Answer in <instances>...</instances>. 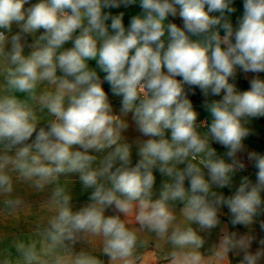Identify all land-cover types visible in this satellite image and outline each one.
Wrapping results in <instances>:
<instances>
[{
	"label": "clouds",
	"instance_id": "obj_1",
	"mask_svg": "<svg viewBox=\"0 0 264 264\" xmlns=\"http://www.w3.org/2000/svg\"><path fill=\"white\" fill-rule=\"evenodd\" d=\"M133 5L126 25L113 10ZM242 8L233 23L236 0H0V192L12 191L9 165L37 188L75 174L92 190L73 211L55 189L41 247L16 244L23 264H101L72 255L89 236L102 239L111 264H135L144 231L171 246L169 264H212L233 251L239 264H264V237L237 230L264 232V154L244 143L250 122L264 118V0ZM195 89L210 121L198 119ZM36 105L50 117L44 127ZM129 115L133 142L123 135ZM245 152L254 179L243 174ZM217 229L205 257L201 233Z\"/></svg>",
	"mask_w": 264,
	"mask_h": 264
},
{
	"label": "crops",
	"instance_id": "obj_2",
	"mask_svg": "<svg viewBox=\"0 0 264 264\" xmlns=\"http://www.w3.org/2000/svg\"><path fill=\"white\" fill-rule=\"evenodd\" d=\"M233 20V19H232ZM234 22L236 20H233ZM71 45H66V47H70ZM102 75V74H101ZM240 77H243L242 75ZM262 78H264V74H262ZM196 104H199L196 102ZM194 104V105H196ZM120 104H115L114 111L119 114ZM130 127L124 132V136L128 139L129 142L135 141V139L139 136V134L135 130V125L131 122V115L126 118ZM103 154H98L99 157L102 158ZM99 164V159L97 161V165ZM10 172L13 171V167L9 166ZM16 171V170H15ZM11 177V176H10ZM22 178H25L24 176ZM21 178V179H22ZM20 177L15 179V183L25 184ZM27 179V178H26ZM30 182L33 180L27 179ZM163 178L157 173V181L154 188V199L158 198L159 192L162 186ZM59 187L62 188L64 194L70 197V204L73 211L78 210L79 208L85 206L89 203V196L91 194V189H85L78 175L68 174V175H60L54 182L46 183L42 189L37 188L36 186L31 187L28 185H21L12 190L10 193H7L5 196L0 192V256L2 252H8V254H3L2 257H7L9 264H23L22 257L16 250V244L18 242H36L37 248L41 247V243L44 240V232L48 226L49 220L52 216L55 215L56 207L53 201V193L55 189ZM227 192V190H224ZM19 203H16V202ZM11 202V203H10ZM178 219H180V205L178 203L173 204ZM227 212V209H224ZM106 215L112 214V210H109L105 213ZM124 217H122L123 219ZM130 228L139 229V225L135 223L133 220L132 223L128 225ZM195 228L196 226L193 225ZM221 227L231 228L230 225L222 224ZM239 233H246L249 236H255L257 240L261 237H264V232H261L260 229L249 226L248 229L244 227H238ZM213 234L217 232L218 236H220V230L212 231ZM208 234V233H207ZM139 236L143 237V243L140 246L141 250L138 254H136V262L135 264H152V258L149 257V252L153 251L149 246H152L151 242H149L148 237H156L154 233H150L147 231L139 233ZM150 243V244H149ZM253 247H256L254 243ZM57 251L62 252V250L58 249ZM80 252H84L90 256L94 253L99 254L102 252V239L100 237H91L89 236L87 239L83 240L81 243L75 245L72 250V255L78 254ZM237 252L238 251H234ZM92 254V255H91ZM240 254V253H239ZM4 257V258H5ZM44 260L50 261L49 256L42 257ZM1 259V257H0ZM108 259V264L111 262ZM155 264H169L168 259H159V262Z\"/></svg>",
	"mask_w": 264,
	"mask_h": 264
},
{
	"label": "rangeland",
	"instance_id": "obj_3",
	"mask_svg": "<svg viewBox=\"0 0 264 264\" xmlns=\"http://www.w3.org/2000/svg\"><path fill=\"white\" fill-rule=\"evenodd\" d=\"M236 7H237V12L232 16L233 20H236L239 16L242 15V11H243L242 0H236ZM113 11H114V13L119 12V11H124L125 12V24L127 25L131 16L138 14L139 7H138V5H133V6H129L128 8L121 7L120 9L113 10ZM233 23H235V22L233 21ZM90 66L95 67V62H90ZM2 79L3 78L0 77V83H2ZM45 87H46L45 85H41L37 90L38 93L44 91ZM104 87H105L106 91H109V87L107 84H105ZM17 95L19 96L20 99H27L26 94H17ZM110 99L112 100L113 107L115 106V104H119L118 98L111 97V95H110ZM202 99H203L202 96H199L198 97V103L199 104L193 103V105L196 104V105H194V107L199 114L198 119H200V120L208 119L210 121V116L201 107ZM29 102L33 103L32 101H29ZM35 107L37 110V115L39 117L38 127L46 126L47 121L50 119L46 110L44 112H40L38 105H36ZM248 127L252 130V134L249 137H247L244 141L245 146H246V150L247 151H255V152H258L260 154H264V118L252 120L250 122V124L248 125ZM215 147L217 148L218 154L221 156H224L227 159V157L225 156L226 149H224L220 145H215ZM14 151L15 150L8 152L7 154L12 156V155H14ZM3 154H4L3 148H2V146H0V155H3ZM240 156H241V158H244L247 162V171L243 174L250 175L254 179V169L252 168L251 163L247 161L246 152L241 153ZM9 166L6 169V172L8 173L9 176H11L12 190H14L15 188L17 189V187L20 186V184L25 185L26 187L28 185H30L31 187L35 186V184L33 182L28 181L26 178H22L23 176L18 171L13 170L10 172V170H8V169H10ZM19 177H20V179L22 178L21 180L25 184L17 183V182L15 183V179H18ZM2 194H4V196H5L7 193L2 192ZM252 227H254V228L256 227V228L260 229L258 224L253 225ZM201 235L204 236V238H205V244L199 251L205 257H210V256H212L213 245L216 244L219 236H218L217 232L215 234H213V232H211L210 234L209 233L208 234L207 233H201ZM139 239H141L140 236H139ZM148 239H149L148 241L151 242V244H152V246H149L148 248H151L153 250V251L149 252V257L152 258L153 261H155V262H152V264L159 262L160 258L166 259V257H168V253L170 251H172L171 246L167 243L159 241L156 237H150L149 236ZM141 240L143 241V237ZM1 245L2 244L0 243V248H1ZM140 250H141V247H138L136 254H138L140 252ZM3 254L6 255V254H8V252H5V253L2 252L1 253L0 264H4L5 261H7L9 264L8 255H7V257L4 256L5 257L4 258V257H2ZM92 257H95L99 261H101V264H108V259L103 254V252H101L99 254L94 253L92 255ZM240 258H241V253L239 254V252L237 253V252L233 251V252L229 253L225 259L220 260V261H213L212 264H239Z\"/></svg>",
	"mask_w": 264,
	"mask_h": 264
},
{
	"label": "trees",
	"instance_id": "obj_4",
	"mask_svg": "<svg viewBox=\"0 0 264 264\" xmlns=\"http://www.w3.org/2000/svg\"><path fill=\"white\" fill-rule=\"evenodd\" d=\"M237 86L241 90H246L249 85H248L247 81L243 77L238 76L237 77ZM198 95L202 96L200 90L199 89H195V94L194 95L190 94L189 98L192 100L193 103H196V102H198V97H199Z\"/></svg>",
	"mask_w": 264,
	"mask_h": 264
},
{
	"label": "built area",
	"instance_id": "obj_5",
	"mask_svg": "<svg viewBox=\"0 0 264 264\" xmlns=\"http://www.w3.org/2000/svg\"><path fill=\"white\" fill-rule=\"evenodd\" d=\"M242 159H244V158H242ZM244 160H245V159H244ZM245 163L247 164L246 160H245Z\"/></svg>",
	"mask_w": 264,
	"mask_h": 264
}]
</instances>
